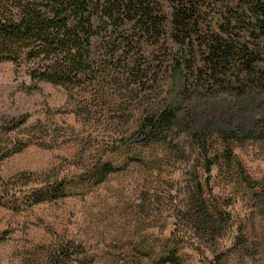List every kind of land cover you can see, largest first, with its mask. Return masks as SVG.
I'll list each match as a JSON object with an SVG mask.
<instances>
[{
  "label": "rangeland",
  "instance_id": "rangeland-1",
  "mask_svg": "<svg viewBox=\"0 0 264 264\" xmlns=\"http://www.w3.org/2000/svg\"><path fill=\"white\" fill-rule=\"evenodd\" d=\"M148 2L161 26L126 34L102 91L31 82L0 62V264H57L60 246L64 264H164L169 250L183 264H264V140L216 133L264 110V80H233L240 47L264 72V37L232 22L235 0ZM215 40L231 52L226 88L202 67ZM165 111L170 127L150 135L145 124ZM202 209L216 222L209 237Z\"/></svg>",
  "mask_w": 264,
  "mask_h": 264
},
{
  "label": "trees",
  "instance_id": "trees-1",
  "mask_svg": "<svg viewBox=\"0 0 264 264\" xmlns=\"http://www.w3.org/2000/svg\"><path fill=\"white\" fill-rule=\"evenodd\" d=\"M169 1L175 7L181 0ZM235 1L239 8L236 16H232V22L244 23L247 19L252 34L264 37V0ZM160 26L148 0H0V62L12 63L18 70L24 71L31 82H45L72 90L82 88L89 94L93 90H104L107 80L118 72L124 53L131 46L126 34L140 27L143 33L150 35ZM235 35L238 34L235 32ZM221 41L215 40L207 49L208 56L202 67L212 84L226 88L228 86H225L222 77L226 75L224 68L228 67L223 62H227L231 52L225 41ZM239 49L243 51L239 57L246 59L238 61L240 72L234 82L238 81L241 85L239 77H242L254 87L260 85L264 72L256 68L257 54L244 47ZM173 68L176 72L179 64L176 63ZM170 112L165 111L156 120L154 117L147 119L145 128L150 127V135H157L170 127ZM252 119L245 128L216 129L217 137L222 141H238L240 137L264 140V110ZM192 136L203 141L207 131H193ZM102 167H106L105 173L111 171L109 163ZM212 167L213 162L207 160L206 172L209 173ZM30 181L26 179L25 185ZM61 187L63 189L55 194L54 199L65 194V184ZM54 192L58 193V190ZM43 200V197L37 198L34 203ZM200 215V231L207 237L216 233L213 216L205 209ZM67 249L60 246L56 250L57 264H64L69 259ZM158 257L163 259L164 264H183L176 252L170 250L166 253L160 251ZM207 264L213 262L208 261Z\"/></svg>",
  "mask_w": 264,
  "mask_h": 264
}]
</instances>
